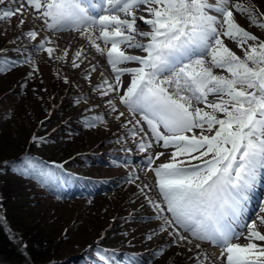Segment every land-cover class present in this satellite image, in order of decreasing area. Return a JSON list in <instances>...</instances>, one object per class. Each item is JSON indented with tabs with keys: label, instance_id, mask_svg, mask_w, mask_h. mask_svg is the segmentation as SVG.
I'll return each mask as SVG.
<instances>
[{
	"label": "snow or ice",
	"instance_id": "6c2138e0",
	"mask_svg": "<svg viewBox=\"0 0 264 264\" xmlns=\"http://www.w3.org/2000/svg\"><path fill=\"white\" fill-rule=\"evenodd\" d=\"M0 6V21L16 16L18 26L26 20L33 25L23 34L36 42L32 51L49 58L66 61L68 49L55 55L58 43L40 37L36 21L49 32L74 31L86 39L106 58L114 76V82L104 79L95 88L102 96L119 97L131 117L122 123L131 125L128 134L137 150L171 149L167 155L158 151L146 156L160 199L147 195L144 189L152 190L148 185L140 189L156 212L154 218L163 221L159 230L172 229L169 246L183 245L190 252L191 236L219 249L214 264H264V215L247 216L264 180V40L234 15L264 29L259 7L248 0H0ZM138 21L148 30L141 31ZM226 39L243 55H237ZM7 52L0 47V74L31 62L29 52L10 63ZM82 58L86 59L83 48L75 52L71 66L79 68L77 60L82 63ZM125 75L130 77L127 86ZM63 82L68 83L67 78ZM107 103L111 113L118 112L117 120L125 117L114 98ZM84 123L94 128L106 121L96 115ZM32 142L43 140L34 135ZM5 166L42 183L49 176L44 162L28 154L3 161L0 171ZM260 211L264 212V200ZM241 238L246 243H239ZM163 254L161 249L159 255ZM187 259L205 264L208 257L205 252L203 259ZM129 264L142 262L132 259Z\"/></svg>",
	"mask_w": 264,
	"mask_h": 264
},
{
	"label": "rangeland",
	"instance_id": "374dc122",
	"mask_svg": "<svg viewBox=\"0 0 264 264\" xmlns=\"http://www.w3.org/2000/svg\"><path fill=\"white\" fill-rule=\"evenodd\" d=\"M248 2L264 12V0ZM234 15L241 26L264 40V29L252 26L239 14ZM16 23L15 16L0 21V47L8 49L4 55L9 58L10 63L24 59L29 52L31 62L13 66L10 71L0 74V124L3 127L0 131V157L10 156L21 149L27 138L42 135L45 127L54 128V131L48 129L52 133L50 138L43 139V143L36 144L34 149L41 151L49 159L74 156L66 161V169L73 168L91 174V183L95 181V187H89L87 181L65 176L63 171L61 173L47 166L49 176L43 182L46 191L40 190L30 179L14 177L3 182L12 183L15 189L12 200L9 199L12 207L21 210L26 219L36 217L37 221L45 223L51 229L55 239L51 246L58 258L76 256L86 246L101 252V242L107 240L111 251L121 252L120 255H124L122 259L126 260L116 259L115 263L110 260L108 264H129L127 261L132 260L130 255L136 253H143L140 255L143 259L137 260L142 264H148L149 261L151 264H177L178 261L180 264H195L194 259L187 257L195 258L199 253L193 251L189 254L183 248L169 246L170 237L161 232L156 223L144 217L148 211L144 206L145 195L140 191L142 186L133 187L130 180L122 174L124 168L121 165L124 166V161L118 153V140L111 139L115 134L113 126L119 125L117 120L113 121L116 125L100 123L94 128L85 126L86 119L101 115L94 106L95 102L101 101L98 98L100 91H91L94 101H82L80 96L92 89L91 82L83 81V71L69 69L64 75L68 83H64V78L55 70L57 60L49 58L46 53L32 51L36 42L27 41L23 28H16ZM40 32L43 33L44 30L41 29ZM225 43L233 45L230 48L237 55H243L234 42L226 39ZM82 81L84 85H80L79 82ZM126 130L125 126L121 127L120 133H126ZM129 153L127 156L135 158L134 167L145 166L142 172L153 187V194L148 196L159 199L154 187V174L147 170L148 161L141 159L143 153L137 149H132ZM26 204L28 209L23 208ZM21 227L25 230L23 224ZM104 235L106 237L102 239ZM148 235L153 238L148 240ZM107 236L112 240L106 239ZM189 238L194 246L200 244L197 250L210 249L191 236ZM21 249V257L15 256L8 260L0 256V264L2 260H7L8 264L45 263L36 257L32 259L26 244L21 245ZM161 249H164L163 255H159ZM153 252L158 255L154 256ZM177 252L181 255L177 256ZM96 263L101 264L99 261ZM207 263L206 260L205 264Z\"/></svg>",
	"mask_w": 264,
	"mask_h": 264
},
{
	"label": "bare ground",
	"instance_id": "6f19581e",
	"mask_svg": "<svg viewBox=\"0 0 264 264\" xmlns=\"http://www.w3.org/2000/svg\"><path fill=\"white\" fill-rule=\"evenodd\" d=\"M210 3L211 0H209ZM28 12H31V9H27ZM142 13L137 12V15H141ZM147 15V14H145ZM16 17V16H15ZM30 18V17H29ZM17 23H16V28H23V33H25L28 29L32 28L33 25L28 23L27 20L25 21L24 25L22 27L18 26V17H16ZM138 27L141 31H145L148 30L146 26L143 25V23L141 21H138ZM39 24V25H38ZM42 22H35V27L38 29H43L44 32H40V37L43 36H48L50 37L52 40H55L59 47L57 48L56 51V55H60L62 54V50L67 48L68 49V57L66 58V61H60L57 60L58 64H56L55 66V70L56 72H58V74L64 78V75H66V73H68L69 69H81L83 71L82 77H83V81H86L87 83H92V89L90 91L85 92L81 97V100L85 101H94L93 96L91 95L92 92L91 91H97L95 86L97 84L102 83V81L104 79H108L109 82H114V76L111 73V68L110 66L107 64L106 62V58L103 56H100L98 53H96L95 49L92 48L89 45V42L86 39H83L79 36L78 33L74 32V31H63V32H49L47 29L42 28ZM27 39V41H30V38L27 35H24ZM40 37H38V39H40ZM23 44V42L21 43ZM229 47H233V45H228ZM22 47L24 48V46L22 45ZM83 48L84 49V56H86V59H83V62L81 63L79 60H77V63H80V67L79 68H73L72 65V60L74 59V54L77 50ZM233 50V49H232ZM128 52H130L131 54H142L140 53L139 50H132V49H128ZM234 51V50H233ZM95 65L96 70L92 71V66ZM138 65L136 64H129L127 65V67H136ZM101 73L103 75H101ZM217 74L223 75L225 73L221 72L220 70H216ZM90 75V79L86 78ZM122 80L125 83V86H127V83L130 80V77L128 75H125L124 77H122ZM79 82L80 85H84V83ZM98 98L101 100L100 102H95V107L96 109H98V112L104 116L106 123H109L110 125H112L117 119L115 118L116 115H118L117 113H111V109H110V105L107 103L108 99L110 98H114L116 101V106L118 111H123L125 112V117H121L120 120H117L116 122L119 125H115L113 126V132L115 133L114 136L111 138H115L116 140H118V144H119V155H120V159L122 161H124V166L121 165V167L124 168V170L122 171V174L127 177L129 180H134V182H130L131 185L133 187H135L136 185H140L142 186V188L145 185H148L149 187H151V189L153 188L152 185H150L149 179L143 174L142 170L144 169V167H134L133 166V162L134 159L133 157H129L127 155H129L130 153L127 151L128 149H137L136 145L133 143V139L132 137L128 134L129 133V129L131 128V125H128L126 127V133H120V128L124 127V124L122 123L123 121H126V119H129L131 117L128 116L127 114V110L125 108L124 105L119 103V97L115 94L112 93L110 94V96H102L101 93H98ZM211 99V97H210ZM105 108V109H103ZM163 131V130H162ZM197 132H199V130H197ZM123 135V136H122ZM138 139V138H137ZM158 151H166V155L168 152L171 151V149L169 150H164L162 148L159 147H154L153 149L149 150V153H143V157L141 159H146V156L153 153V152H158ZM164 157L161 158V160H163ZM147 160V159H146ZM161 161H157V163H160ZM122 164V163H121ZM137 168V169H136ZM139 177L138 179H136V177ZM144 191L147 193V195H151L153 194V190L149 191L148 188H145ZM154 200H159L158 197H154L152 198ZM264 200V181H262V186L260 187L259 191L254 194L252 203L248 209L247 212V216L249 219H252L254 217H256L257 214L260 215H264V212H261V201ZM256 204V206H255ZM144 206H146L148 213L144 214V217L152 220V222L156 223L159 227V225H161L163 223V221L161 220H156L154 217L156 216V212L155 210L150 207L147 204V201L144 203ZM172 229L169 228L168 232H165L167 236H169V232H171ZM261 231H264V227L261 228ZM187 233H185L186 235ZM169 243L171 242V240L173 239V237L169 236ZM189 238V237H188ZM190 239V238H189ZM191 240V239H190ZM239 243L244 244L246 243L245 239L241 238L239 241ZM191 248V251L188 252L189 254L193 253V251L199 253L202 257H203V253H207V264H212L216 261V257L219 256V249L216 247H211L208 250H197L198 248L196 246H194V242L192 241V243L190 245H188ZM176 249L179 248H183V250L185 251V247L183 245H181L180 247H176L174 246Z\"/></svg>",
	"mask_w": 264,
	"mask_h": 264
},
{
	"label": "trees",
	"instance_id": "16d2710c",
	"mask_svg": "<svg viewBox=\"0 0 264 264\" xmlns=\"http://www.w3.org/2000/svg\"><path fill=\"white\" fill-rule=\"evenodd\" d=\"M1 66L3 63H0ZM0 131L2 130V125L0 124ZM45 132H42V135H38L37 138L47 139L52 135L50 127H45ZM49 129V131H48ZM52 129V128H51ZM41 134V133H40ZM30 138V137H29ZM27 138L25 144H22V148L18 151H14L10 156L0 157V163L5 160H18L24 157L26 154L36 158L43 156L41 151H36L34 149L35 145L32 142V139ZM1 139V138H0ZM25 146V148H24ZM36 151V152H34ZM49 152V151H46ZM17 153V154H16ZM49 158V157H48ZM8 177V178H7ZM22 178L24 180L30 179L36 183L39 188L43 189V186H40V183L35 179L21 176L17 172L13 171L10 167L5 166L3 171H0V256L5 259H13L15 256L22 255L21 245L26 244L30 253L29 256H32V259L43 260L44 264H98L99 262H106V258H112L111 255H102L99 251H95L91 248H85L82 253L77 254L76 256L59 257L52 250V242L55 241L54 235L51 232L50 228H47L45 223L37 221L36 217L31 219H26L24 214L19 209H14L9 202V199L12 200L13 189L12 183H3L9 179L13 178ZM24 209H28L27 204L23 206ZM30 213V211H29ZM24 225L25 230L21 227ZM21 225V226H20ZM103 257V259H102ZM10 259V260H11ZM113 259V258H112ZM1 264H8L7 260H2ZM22 264V263H21Z\"/></svg>",
	"mask_w": 264,
	"mask_h": 264
}]
</instances>
